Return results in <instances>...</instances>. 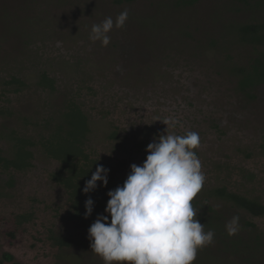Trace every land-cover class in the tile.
I'll return each mask as SVG.
<instances>
[{
  "label": "rangeland",
  "instance_id": "1",
  "mask_svg": "<svg viewBox=\"0 0 264 264\" xmlns=\"http://www.w3.org/2000/svg\"><path fill=\"white\" fill-rule=\"evenodd\" d=\"M176 1L0 0V91L10 74L26 81L20 92L7 95L11 115L0 114L1 153L13 151L8 136L13 129L38 137L39 121L58 113L76 81L87 77L99 98L85 93L79 101L90 115V143L104 152L124 141L110 140L111 124L100 113L102 104L109 107L116 95L122 97L124 109L145 115L143 122L124 125L129 140L146 135L150 127L160 129L165 119L179 121L168 128L174 134L199 127L198 157L209 185L227 182L233 173L217 169L211 160L245 165L244 152L253 151V162L248 164L264 170L258 148L264 140V84L250 97L237 90L238 76L232 73L235 66L247 65L257 53H264V45L255 49L241 43L230 29L233 23L264 22V3L199 0L183 7ZM125 9L128 20L122 29L114 27L108 33V46L89 39L94 24L107 17L115 21ZM41 68L57 77V92L37 85ZM121 115L122 110L113 117L122 121ZM59 165L35 148L32 168L0 171V264H104L91 251L88 231L68 218V197L50 175ZM224 206L229 221L237 216L238 211ZM27 212L32 218L20 223L19 215ZM240 214L241 219L246 215ZM258 224L264 236V221ZM52 233L72 237L75 244L58 246ZM248 233L244 232L245 238ZM217 248L213 244L198 251V263L244 264L240 258L251 256L253 264H264V253L255 249L242 255ZM5 253L14 260H6Z\"/></svg>",
  "mask_w": 264,
  "mask_h": 264
},
{
  "label": "trees",
  "instance_id": "2",
  "mask_svg": "<svg viewBox=\"0 0 264 264\" xmlns=\"http://www.w3.org/2000/svg\"><path fill=\"white\" fill-rule=\"evenodd\" d=\"M119 3L132 0H116ZM199 0H177V4L183 7L195 5ZM256 5H263L264 0H244L247 6L252 2ZM236 33L237 39L244 44L253 46L257 49L264 45V22H246L233 23L231 28ZM34 67L39 65L33 64ZM82 64L78 63V67ZM37 85L45 91L57 92L59 80L51 75L46 68L39 69ZM232 73L238 76L237 90L241 93L254 97L252 91L258 86L264 84V53H257L247 65H237L232 69ZM20 74V73H19ZM78 79L75 83L72 94L65 100L63 108L54 115H47L39 121L37 125H42V132L38 137L24 136L17 130L10 132V141H13V151L6 155L0 151V171L8 173L10 171H22L30 169L34 166L35 148L41 149L49 159L59 162V167L51 172V179L62 187L68 199V218L78 222L83 229L88 231L90 226L95 222L98 215H108L104 210L109 200L107 193L114 190L118 186H122L127 176L130 174V166L132 164L142 165L145 161L147 152L146 148L149 143L154 142L159 136L165 135L166 125H162L160 129L154 127L148 128V133L141 138L129 140L126 135V126L131 122L140 119L144 121L145 115L135 114L124 109L122 97H113L109 107L102 104L103 109L100 111L104 118H108L111 124L110 140L116 141L123 139L121 145H113V149L104 152L100 148L90 143V115L79 99L87 93V97L96 96L98 92L90 85L87 77ZM4 86L0 91V114H10L11 109L6 105L7 95L11 92L17 93L26 86V81L17 73L10 74L9 78L2 80ZM122 110V121L114 119V115ZM131 111V110H130ZM99 114V115H101ZM113 117V118H112ZM215 128L220 132L219 126ZM196 131L200 129L195 128ZM195 131V132H196ZM185 132L181 129L177 130V135H183ZM262 152L261 161L264 164V140L258 146ZM197 156L201 153V147L196 150ZM241 152V151H240ZM255 153L253 151L244 152L242 162L245 165L234 163H215L217 169L233 173L224 182L218 186L209 185V179H205L202 190L192 201L194 209L197 211L196 219L204 224V230H213L215 233L214 242L219 251L223 253H239L250 255L251 250H257L262 255L264 253V236L260 230L258 221H264V170H258V166L254 167L248 164L253 162ZM199 158V157H198ZM202 164V161H200ZM98 165H103L109 169L108 183L103 186L101 182H97V188L90 193L85 194L83 188L87 180L95 172ZM203 165V164H202ZM9 174V173H8ZM207 177L212 179L207 172ZM10 186L14 184V179L8 180ZM235 183V184H234ZM238 183V185H237ZM94 201V209L92 214L85 218V201L88 198ZM229 205L230 210L245 212L244 218L240 219L242 225L239 232L234 236H228L225 225L229 222V217L225 213L226 206ZM32 213L27 212L19 215V222L24 223L30 221ZM110 222V216H109ZM244 222V223H243ZM249 231L247 238L244 232ZM250 232L254 233L251 234ZM51 239L55 244L61 247H68L75 244L72 237L65 235H57L52 233ZM255 245V248H253ZM198 249V251L204 250ZM197 251V252H198ZM198 255V253H197ZM4 258L13 261L14 256L5 253ZM245 264H253L251 256H242L240 258ZM196 260L194 264H199ZM18 264V263H13Z\"/></svg>",
  "mask_w": 264,
  "mask_h": 264
},
{
  "label": "clouds",
  "instance_id": "3",
  "mask_svg": "<svg viewBox=\"0 0 264 264\" xmlns=\"http://www.w3.org/2000/svg\"><path fill=\"white\" fill-rule=\"evenodd\" d=\"M128 15L125 9L115 21L107 17L94 24L89 39L108 46V33L114 27L122 29ZM163 123L167 134L149 143L142 165L132 164L123 185L107 193L110 198L104 211L108 215H98L88 229L91 251L104 264H194L198 249L214 242V231L204 230L192 204L205 182L195 151L200 146L199 134L170 133L168 128H175L179 121L165 119ZM108 173L109 169L98 165L83 192L95 190L98 181L106 186ZM85 209L88 218L94 209L90 197ZM225 228L228 236L236 235L239 217L234 216Z\"/></svg>",
  "mask_w": 264,
  "mask_h": 264
}]
</instances>
